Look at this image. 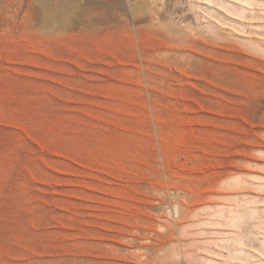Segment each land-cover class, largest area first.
Here are the masks:
<instances>
[{"label": "rangeland", "instance_id": "obj_1", "mask_svg": "<svg viewBox=\"0 0 264 264\" xmlns=\"http://www.w3.org/2000/svg\"><path fill=\"white\" fill-rule=\"evenodd\" d=\"M0 264H264V0H0Z\"/></svg>", "mask_w": 264, "mask_h": 264}]
</instances>
